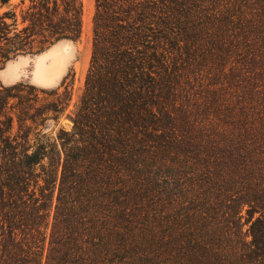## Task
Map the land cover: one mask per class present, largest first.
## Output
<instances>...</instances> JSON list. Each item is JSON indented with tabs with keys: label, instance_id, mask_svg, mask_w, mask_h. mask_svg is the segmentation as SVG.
I'll return each mask as SVG.
<instances>
[{
	"label": "trees",
	"instance_id": "16d2710c",
	"mask_svg": "<svg viewBox=\"0 0 264 264\" xmlns=\"http://www.w3.org/2000/svg\"><path fill=\"white\" fill-rule=\"evenodd\" d=\"M28 1L23 28L0 16L3 58L81 38V0ZM200 72L264 109V0H96L73 127L53 141L40 130L67 78L33 88L47 105L18 96L16 117L25 85L1 86L0 264H264V115L198 123Z\"/></svg>",
	"mask_w": 264,
	"mask_h": 264
},
{
	"label": "rangeland",
	"instance_id": "374dc122",
	"mask_svg": "<svg viewBox=\"0 0 264 264\" xmlns=\"http://www.w3.org/2000/svg\"><path fill=\"white\" fill-rule=\"evenodd\" d=\"M23 1L25 3H23ZM83 4V31L82 36L78 41H63L53 47L50 51H47L46 54H50L57 47H62L66 45V48L69 50V55L66 57V67L61 76H58L54 79H47L39 75V62L44 56L37 55H27L23 56L18 54L15 56L11 54L10 60H7L2 57V49L5 47L8 48V43L6 41H0V72L7 68L5 72L0 73V87L4 86L11 87L18 83L24 84L23 92L18 93V89L12 92L16 96L15 99L10 101V104L6 108L8 114L13 117H16L18 114V96L26 97L27 99H35L37 95L41 100L40 106H44L56 99V97L50 94H42L33 90V88H41L52 90L60 88L64 79L67 78L66 85L70 86L72 91V100L68 104L66 112L60 117V119L55 120L51 119L45 122L43 128L40 130L43 132L46 138L56 140L60 131L64 130L70 132L72 130V122L70 116H73L79 105L80 97L83 93L86 75L90 67L92 50H93V20L96 13V0H81ZM29 6L28 0H10L9 4L0 7V16L4 13L11 12L16 15L17 25L19 23V29L23 28L21 24V14ZM8 25L13 24V20L7 19ZM18 28V26H17ZM18 33V29L12 30L9 37H15ZM45 54V56H46ZM25 58V59H24ZM24 60V61H20ZM18 63V69L22 75V79L12 85H4V83L10 82L13 79V69L7 67L12 63ZM197 80H192L195 84V90L197 94L202 95L206 100L202 101V106L194 109V115L198 116L197 122L202 124H209L210 122H219L223 121H233L235 119H244L247 116H251L250 120H258L260 115H264V109H252L250 111L243 112V104L240 102V98L235 93H228L223 90L218 91L216 87L209 86L211 84L210 79L202 74L198 73ZM60 77V78H59ZM59 78V79H58ZM3 81V82H2ZM56 81L55 83H52ZM43 84L45 87H40ZM46 84H50L47 85ZM208 88V89H207ZM65 92L64 88L60 89V94L62 95ZM221 95L222 98H221ZM233 95V96H232ZM65 97V95H64ZM245 116V117H244ZM43 120V119H42ZM264 121V118L263 120ZM264 124V122L262 123ZM18 132V122H15L14 134Z\"/></svg>",
	"mask_w": 264,
	"mask_h": 264
},
{
	"label": "bare ground",
	"instance_id": "6f19581e",
	"mask_svg": "<svg viewBox=\"0 0 264 264\" xmlns=\"http://www.w3.org/2000/svg\"><path fill=\"white\" fill-rule=\"evenodd\" d=\"M68 55L69 50L66 48V45L57 47V49L40 60L39 75L47 79L61 76L66 67L65 59Z\"/></svg>",
	"mask_w": 264,
	"mask_h": 264
},
{
	"label": "crops",
	"instance_id": "0c3cea01",
	"mask_svg": "<svg viewBox=\"0 0 264 264\" xmlns=\"http://www.w3.org/2000/svg\"><path fill=\"white\" fill-rule=\"evenodd\" d=\"M56 46V45H55ZM54 46V47H55ZM53 48V47H52ZM51 48V49H52ZM50 49V50H51ZM50 50H48V51H50ZM45 54H46V52L45 53H43L42 55H39V56H44V57H46L45 56ZM47 55V54H46ZM43 57V58H44ZM25 59V58H24ZM20 61H24V60H20ZM18 63H19V61H17L16 63H12V64H10V65H8L7 67H10V69L12 68L13 69V72H12V74H13V79L10 81V82H7V83H4L3 81V84L4 85H12V84H15V83H17V82H19L21 79H22V75H21V73H20V70L18 69ZM5 70H7V68H5L4 70H2L0 73H1V75H2V73L3 72H5ZM63 74V73H62ZM60 78V77H59ZM58 78V79H59ZM56 81H54V82H52V83H55ZM37 85H40V87L42 86V87H45V85H43V84H37ZM47 85H50V84H46V86Z\"/></svg>",
	"mask_w": 264,
	"mask_h": 264
}]
</instances>
